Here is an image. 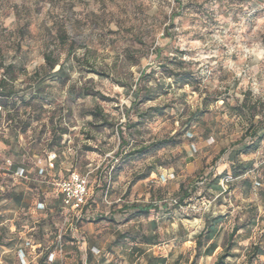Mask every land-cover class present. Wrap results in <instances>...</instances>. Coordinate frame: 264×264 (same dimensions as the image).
Returning <instances> with one entry per match:
<instances>
[{"label":"clouds","instance_id":"1","mask_svg":"<svg viewBox=\"0 0 264 264\" xmlns=\"http://www.w3.org/2000/svg\"><path fill=\"white\" fill-rule=\"evenodd\" d=\"M0 264H264V0H0Z\"/></svg>","mask_w":264,"mask_h":264},{"label":"rangeland","instance_id":"2","mask_svg":"<svg viewBox=\"0 0 264 264\" xmlns=\"http://www.w3.org/2000/svg\"><path fill=\"white\" fill-rule=\"evenodd\" d=\"M162 142H164V141H158V143H162ZM153 147H154V145H153ZM141 148H143V147H137L136 149H134V151L139 150V149H141ZM146 150H147V148H146ZM146 150H144V151H146ZM144 151H143V152H144Z\"/></svg>","mask_w":264,"mask_h":264},{"label":"trees","instance_id":"3","mask_svg":"<svg viewBox=\"0 0 264 264\" xmlns=\"http://www.w3.org/2000/svg\"><path fill=\"white\" fill-rule=\"evenodd\" d=\"M144 150H146V147H143V148H141V149H139V150H136L135 152H143ZM214 247V246H213Z\"/></svg>","mask_w":264,"mask_h":264}]
</instances>
